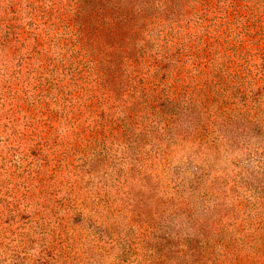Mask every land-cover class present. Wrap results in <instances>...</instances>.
<instances>
[{"label": "trees", "instance_id": "16d2710c", "mask_svg": "<svg viewBox=\"0 0 264 264\" xmlns=\"http://www.w3.org/2000/svg\"><path fill=\"white\" fill-rule=\"evenodd\" d=\"M195 235L264 240V0H0V264Z\"/></svg>", "mask_w": 264, "mask_h": 264}, {"label": "rangeland", "instance_id": "374dc122", "mask_svg": "<svg viewBox=\"0 0 264 264\" xmlns=\"http://www.w3.org/2000/svg\"><path fill=\"white\" fill-rule=\"evenodd\" d=\"M239 237L232 244L211 248L203 247L202 239L196 235L183 237L181 242L189 243L190 247L185 246L174 253L163 251V264H264V240Z\"/></svg>", "mask_w": 264, "mask_h": 264}]
</instances>
